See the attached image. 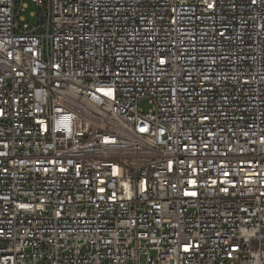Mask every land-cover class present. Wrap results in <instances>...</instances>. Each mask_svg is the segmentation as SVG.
<instances>
[{"label":"built area","instance_id":"built-area-1","mask_svg":"<svg viewBox=\"0 0 264 264\" xmlns=\"http://www.w3.org/2000/svg\"><path fill=\"white\" fill-rule=\"evenodd\" d=\"M31 1L0 0V264H264V0Z\"/></svg>","mask_w":264,"mask_h":264},{"label":"rangeland","instance_id":"rangeland-1","mask_svg":"<svg viewBox=\"0 0 264 264\" xmlns=\"http://www.w3.org/2000/svg\"><path fill=\"white\" fill-rule=\"evenodd\" d=\"M25 2L27 3V8L22 12V16H24V18H26L27 20L32 21L34 18L31 16V12L38 11L39 8L31 0H25ZM140 105L146 109L147 100L144 99Z\"/></svg>","mask_w":264,"mask_h":264},{"label":"snow or ice","instance_id":"snow-or-ice-1","mask_svg":"<svg viewBox=\"0 0 264 264\" xmlns=\"http://www.w3.org/2000/svg\"><path fill=\"white\" fill-rule=\"evenodd\" d=\"M212 5H209V7H211ZM163 62V61H162ZM106 95H111V90H108L106 93H105ZM142 131H143V129H142Z\"/></svg>","mask_w":264,"mask_h":264}]
</instances>
